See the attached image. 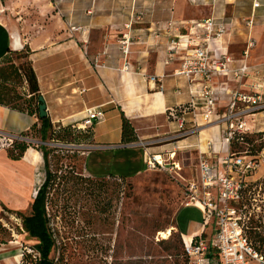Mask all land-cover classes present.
<instances>
[{"label": "crops", "instance_id": "obj_1", "mask_svg": "<svg viewBox=\"0 0 264 264\" xmlns=\"http://www.w3.org/2000/svg\"><path fill=\"white\" fill-rule=\"evenodd\" d=\"M208 19L223 24L226 30L222 40L212 45V52L230 55L238 66L252 41L255 46L249 52L248 65L259 68L264 64V50H258L264 42V0H0V60L8 50L13 51L16 42L22 50H29L53 125H80L86 110L103 111L104 119L94 124L93 144L84 154L83 170L94 178H131L145 171L146 154L167 152L177 157L178 151L186 149L187 157L194 151L200 158L201 153L222 156L227 150L215 126L179 141H167L178 130L168 111L192 100L189 80L175 75L181 66L178 57L165 63L168 44L189 27L201 31V22ZM124 37L126 52L121 44ZM94 58L100 64L97 68L92 66ZM150 76L156 79L149 81ZM222 81L216 78L214 84ZM254 82L253 76L246 79L244 89ZM234 87L229 83V89ZM261 94L264 101V88ZM226 104L227 98L220 101L219 111ZM196 113L200 117V107ZM122 115L134 128V143H148L147 148L121 143ZM189 117L185 116L187 121ZM261 122L264 111L254 116V133L264 132ZM36 123L35 116L0 106V133L20 135ZM5 154L0 153V172L10 184L0 181V193L7 192L18 204L30 202L45 178L41 154L32 148L19 160ZM12 199L0 195V207L15 210L5 202ZM184 223L189 225L184 235L176 227L184 240L203 230L200 222ZM20 258L16 249H0V264H18Z\"/></svg>", "mask_w": 264, "mask_h": 264}, {"label": "rangeland", "instance_id": "obj_2", "mask_svg": "<svg viewBox=\"0 0 264 264\" xmlns=\"http://www.w3.org/2000/svg\"><path fill=\"white\" fill-rule=\"evenodd\" d=\"M258 47L264 50V42ZM15 62L18 65L24 61ZM253 121L254 117L249 118L250 126ZM262 125L264 122L260 127ZM37 127L20 135L0 133V153L8 156L16 142L37 151L40 146L62 151L48 159L50 170L56 172L57 178L48 207L51 224L57 232L56 249L52 253L56 264H184L176 227L184 235L189 228L184 221L202 224L201 214L196 209L183 208L186 181L195 180L197 176V152L187 157L186 149L178 151L177 157L170 161L179 163L181 171L177 174L167 166L158 171L145 168L139 175L121 181L113 177L94 178L83 170L84 154L91 145L42 144ZM262 136L264 132L253 135L252 144L231 151L257 152L260 144H264ZM162 155L167 160L170 153ZM0 173V181L9 185L3 171ZM258 178L262 184L247 195L251 206L245 210L254 218L252 225L257 226L254 230L260 236L256 245L264 253V171L256 173L254 179ZM5 189L7 187L2 190ZM0 195L12 199L5 191ZM31 201L18 204L16 199L5 200L14 205L15 210L0 207V249L18 250L21 255L18 264H35L37 257L34 249L37 242L22 230L20 217L30 213ZM178 212L179 220L175 223ZM165 236L167 239H161Z\"/></svg>", "mask_w": 264, "mask_h": 264}, {"label": "built area", "instance_id": "obj_3", "mask_svg": "<svg viewBox=\"0 0 264 264\" xmlns=\"http://www.w3.org/2000/svg\"><path fill=\"white\" fill-rule=\"evenodd\" d=\"M200 28L201 31H196L189 27L183 36L170 40L167 47L165 63L168 65L178 57L181 66L175 75L189 80L192 96L186 106L168 111V118L178 124V130L167 141L185 139L201 128L215 126L219 128L227 150L222 156L201 153L197 178L186 181L183 207L201 211L203 230L191 240L182 238L183 256L188 259V264H264V255L258 253L245 236L250 214L245 206H241L247 184L258 181L260 178L254 179L256 173L264 171V150L231 151L234 144L239 147L248 145L250 137L262 133H254L248 121L264 110L261 94L264 64L259 68L248 65L249 52L255 46L249 41L241 63L235 66L230 55L211 51L212 45L225 35L224 25L208 19L201 22ZM121 44L126 52L125 37ZM92 66H100L98 58L92 60ZM251 76L256 82L245 90V80ZM216 78L223 81L215 85ZM148 79L154 81L156 78L150 76ZM229 83L234 84V89H229ZM225 98L226 107L219 111V102ZM197 107L201 109L200 117L196 113ZM186 115H190L189 121ZM103 119V111L88 109L77 127L82 130L91 128ZM128 145L147 148L150 144ZM173 157L174 153H170L167 160L161 154H146L145 167L148 171H158L170 166V170L177 174L181 168L179 163L170 162Z\"/></svg>", "mask_w": 264, "mask_h": 264}, {"label": "trees", "instance_id": "obj_4", "mask_svg": "<svg viewBox=\"0 0 264 264\" xmlns=\"http://www.w3.org/2000/svg\"><path fill=\"white\" fill-rule=\"evenodd\" d=\"M24 62L16 64V60ZM40 90L37 82L35 72L29 60V50L23 49L21 51L8 50L5 56L0 60V106L26 113L37 118V123L30 129L37 127V134L41 143H64L74 145H92L93 144V127L84 130L78 129L77 124H70L63 126L61 124L53 125L49 117L44 119L39 118V97ZM180 115V114H179ZM136 141L135 131L131 123L122 115L121 116V143L130 144ZM248 144L253 141L248 139ZM13 150L9 151L8 157L12 160H19L24 152L28 149L25 143H14ZM233 148H240L238 144H234ZM40 152L45 169V178L41 186L36 191L33 201L30 206V213L21 217L22 230L27 234L31 240H35L37 244L34 246L37 257L35 264H56L52 258V253L56 249V229L51 224V217L48 213L49 204L52 196L51 191L55 186L56 172H52L49 166V157L62 151L52 150L45 146L37 148ZM259 151L264 149V144H260ZM16 151V152H15ZM54 157V156H53ZM117 180H126L125 177H113ZM250 182L247 184L245 195L242 199L241 206H251L248 196L253 188L259 187L262 182ZM249 214V213H248ZM254 218L250 216L246 223L245 236L250 245L260 254L261 248L256 244L259 243V235L253 226ZM179 237L182 242L180 233ZM168 236L161 239H167ZM262 243H260L261 245ZM172 249V248H170ZM176 250V247H173ZM169 250V249H168ZM179 250V249H178ZM182 256H183V242H182ZM184 257V264H188V259Z\"/></svg>", "mask_w": 264, "mask_h": 264}, {"label": "water", "instance_id": "obj_5", "mask_svg": "<svg viewBox=\"0 0 264 264\" xmlns=\"http://www.w3.org/2000/svg\"><path fill=\"white\" fill-rule=\"evenodd\" d=\"M21 50H22V48L16 42V44H15V46L13 48V51L17 52V51H21ZM39 103H40V105H39V118L40 119H44V118L47 117V112H46V106L44 104V100H43V98L41 96L39 97ZM42 144H44V143H42Z\"/></svg>", "mask_w": 264, "mask_h": 264}, {"label": "bare ground", "instance_id": "obj_6", "mask_svg": "<svg viewBox=\"0 0 264 264\" xmlns=\"http://www.w3.org/2000/svg\"><path fill=\"white\" fill-rule=\"evenodd\" d=\"M169 233H170V232H167V235H170Z\"/></svg>", "mask_w": 264, "mask_h": 264}]
</instances>
